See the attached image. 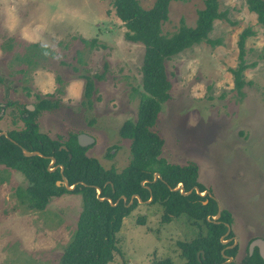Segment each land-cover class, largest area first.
I'll use <instances>...</instances> for the list:
<instances>
[{"label":"rangeland","instance_id":"rangeland-1","mask_svg":"<svg viewBox=\"0 0 264 264\" xmlns=\"http://www.w3.org/2000/svg\"><path fill=\"white\" fill-rule=\"evenodd\" d=\"M154 1L138 0L144 9ZM203 7L204 0L172 1L162 34L175 32L181 19L193 26ZM219 8L227 18L215 21L209 35L218 42L199 43L166 61L170 98L154 130L164 141L163 158L198 167V181L231 214L242 255L250 237H264V32L245 0H219ZM246 28L253 34L244 42L248 67L238 93L230 69L239 63L238 39ZM125 32L111 0H0V132L24 127L21 106L34 111L38 100L56 99V109L36 116L39 131L58 140L84 133L95 140L87 156L106 169L123 170L130 141L118 129L136 119L133 89L140 90L144 54V46L126 40ZM84 75L94 82L90 103ZM109 148L114 153L106 157ZM28 185L20 172L0 166V264H61L81 195L65 192L32 210ZM161 214L158 203L130 211L110 264H152L167 256L176 261V243L195 235L194 223L184 217L162 223Z\"/></svg>","mask_w":264,"mask_h":264},{"label":"trees","instance_id":"trees-1","mask_svg":"<svg viewBox=\"0 0 264 264\" xmlns=\"http://www.w3.org/2000/svg\"><path fill=\"white\" fill-rule=\"evenodd\" d=\"M172 1L155 0L149 9L140 6L138 0H111L115 15L126 28V40L144 46L140 66V90L134 88L138 97L135 120H126L119 128V135L130 141V161L121 171L113 167H102L95 158L85 155L86 148L78 145L76 133H70L66 139H52L39 131L36 116L39 112L51 111L59 106V101L52 98L40 99L35 110L21 106L18 115L24 127L7 131V136L0 135V166L20 172L29 185L25 192L28 196L29 209H43L52 197L65 192L79 193L82 198V210L78 216L73 239L61 254V264H110L114 253L118 251L116 235L123 219L137 205L134 199L130 206L127 201L132 195H138L146 202L158 203L162 208L161 222L169 223L181 215L189 221H201L199 232L186 244H180L187 261L183 264H219L223 261L220 250L223 245L219 236L224 233L223 224H213L210 220L217 213L218 203L210 191L198 181V167L190 162L179 165L168 162L161 156L164 141L154 130L161 106L170 98L171 82L166 71V61L199 43L215 45L218 40L209 37L217 20L227 18V12L220 10L219 0H204V7L197 11L193 26H187L181 19L178 29L171 35L162 34L161 25L168 19V7ZM247 9L256 15L257 23L264 32V0H245ZM251 29H244L238 39V59L236 68L230 69L234 76V85L238 93L245 81L243 72L248 67L244 62V42L252 35ZM84 96L88 103L94 92V82L84 75ZM65 148H60L61 146ZM21 147L28 151H38L42 156H24ZM69 154L71 157L69 158ZM54 165H63L50 171V159ZM160 179L152 181L154 173ZM65 177L68 185L76 184L73 190L56 185L57 180ZM144 182V183H142ZM182 184L184 192L197 187L199 193L192 191L184 195L176 186ZM96 188L100 189L97 195ZM204 195L200 193L205 192ZM104 198V199H100ZM117 200L118 203L113 206ZM206 202V203H204ZM220 220L229 221V213L220 212ZM144 222V216L138 218ZM204 230V232H202ZM201 249L203 258H196V251ZM226 254L232 251L226 250ZM245 264H263L254 259ZM152 264H176L171 258H159ZM233 264V263H226Z\"/></svg>","mask_w":264,"mask_h":264},{"label":"flooded vegetation","instance_id":"flooded-vegetation-1","mask_svg":"<svg viewBox=\"0 0 264 264\" xmlns=\"http://www.w3.org/2000/svg\"><path fill=\"white\" fill-rule=\"evenodd\" d=\"M122 125V124H121ZM120 128V127H119ZM118 131H119V129H118ZM79 133H77L76 134V141H77V135H78ZM121 137V136H120ZM123 138V137H122ZM123 139H125V138H123ZM128 140V139H127ZM95 140H93V142H94ZM92 142V143H93ZM77 143H78V141H77ZM91 143V144H92ZM79 145V144H78ZM90 144H88L87 146H89ZM87 146H83L84 148H86V150L88 149V147ZM82 147V146H81ZM114 147H116V146H114ZM60 148H65V146H61ZM114 148H109V149H107V152L105 153V156L106 157H108L109 155H113V153H114V150H113ZM110 151H111V153H110ZM110 153V154H109ZM85 155H86V151H85ZM87 156V155H86ZM69 157V156H68ZM87 157H89V158H95V157H91V156H87ZM54 158V157H53ZM70 158V157H69ZM55 159V158H54ZM96 159V158H95ZM97 160V159H96ZM98 161V160H97ZM54 163H55V161L53 162V163H51V159H50V162H49V165H48V168H49V170L50 171H52V170H54L55 168H57V167H59V171H60V174H62V172H63V170H62V172H61V167L60 166H62L63 167V165H60V164H58V165H54ZM99 163V162H98ZM100 164V163H99ZM175 164V163H174ZM101 165V164H100ZM102 166V165H101ZM103 167V166H102ZM63 169H64V167H63ZM157 179H160V177L159 178H156L155 180H154V177H153V179H152V181L154 182V181H156ZM57 181H61V182H63L62 181V178H61V180H57ZM56 181V182H57ZM144 183V182H143ZM182 187V184L180 183V184H178L177 186H176V188L175 189H177V191H179L180 193H182L181 192V189H180V187ZM65 188V187H64ZM183 188V187H182ZM66 189V188H65ZM194 191H195V189H193ZM192 190V191H193ZM184 191V190H183ZM191 191V192H192ZM206 192V191H205ZM135 195V194H134ZM121 199H122V196L120 197ZM130 199H131V197H130ZM130 199L128 200V202H125V201H123V202H125V203H127L126 205H128L129 204V202H130ZM134 199H137V198H133V201H134ZM150 199V198H149ZM215 199V198H214ZM123 200V199H122ZM151 200H152V198H151ZM150 200V201H151ZM126 201H127V198H126ZM133 201H132V203H133ZM137 201H138V199H137ZM148 201V200H147ZM143 202V201H141V202H139L138 201V204L139 203H149V202ZM131 203V204H132ZM204 203H206V202H204ZM130 204V205H131ZM129 205V206H130ZM219 206V205H218ZM218 210H219V215H218V217H215L216 215H217V213H218ZM218 210H217V213L214 215V216H212V218H211V222L213 223V224H219V223H221V224H223V226L225 227V231H224V233H222L220 236H219V240H220V242H221V244L223 245V247H222V249L220 250V253H221V256H222V258H223V261L221 262V263H219V264H226V263H233V264H245L246 262V259L248 260V261H251V259H254V260H256L257 262H259V260H261L262 261V263L264 264V258L261 256V254H260V244L259 243H262L263 245H264V237H262V235L261 234H258V235H255V236H252V237H250L249 239H248V241H247V245H246V247H245V250H244V252H243V254L241 255L240 254V251H239V247H240V245H239V242H238V240L236 239V237H235V235H234V230H233V228H234V222H233V220H232V216H231V214L229 213V218H230V220L229 221H227V220H220L219 219V217H220V212H221V210L222 209H220L219 207H218ZM180 217H184L186 220H189V219H187V217L186 216H183V215H181V216H179V218ZM176 218H178V217H176ZM173 219H175V218H173ZM172 219V220H173ZM161 220V219H160ZM171 220V221H172ZM170 221V222H171ZM200 222V223H199ZM199 222H197V225H192V226H190L194 231H195V235H193V237H190V238H185V239H183V240H178L177 241V243H176V246H177V255H176V261H174L176 264H183V263H185L186 261H187V259H186V257H185V255H184V252H183V248L180 246V244H186V243H188L191 239H193L195 236H196V234L199 232V226H203V224H202V222L201 221H199ZM194 223V222H193ZM202 232H204V230L202 231ZM183 238V237H182ZM226 250H230V251H232V253L231 254H226L225 253V251ZM203 251L201 250V249H198V251H196V258L200 261V256L203 258ZM167 257H169V256H167ZM160 258H165V257H160ZM169 258H174V257H169ZM228 258H230V260L229 261H227L228 260ZM155 259H159V258H155ZM155 259H153V260H155ZM173 260V259H172ZM153 262V261H152Z\"/></svg>","mask_w":264,"mask_h":264},{"label":"water","instance_id":"water-1","mask_svg":"<svg viewBox=\"0 0 264 264\" xmlns=\"http://www.w3.org/2000/svg\"><path fill=\"white\" fill-rule=\"evenodd\" d=\"M27 108H28L30 111L33 110V106H31V107H27ZM0 135H4V136L8 137L6 132H0ZM77 141H78L79 146H82V147H83V146H87L88 144H91V143L93 142V139H92L90 136H88V135H86V134H84V133H79V134L77 135ZM21 151H22V154H23L24 156H34V155L42 156V154H41L40 152H38V151H28V150H26V149L23 148V147H21ZM69 157H71L70 154H69ZM48 158L51 159V163H53V162L55 161V159H54L53 157H48ZM60 167H61V172H62L63 167H62V166H60ZM153 177H154V180H155L156 178H159V177H160V174L156 172V173L153 174ZM62 181H63V182H61V181H57V182H56V185H58V186H63V187H65L67 190H73V189L75 188V186H76V184H72L71 186L68 185V183H67V181H66V179H65L64 176H62ZM142 183H143V182H142ZM180 189H181V192H182L184 195H187V194L191 193V190L188 191V192H184L182 187H180ZM194 189H195L196 193H199L197 187H194ZM96 191H97V195H99V193H100V189H99V188H96ZM205 193H206V192H204V193H200V195H204ZM133 198H137L139 202L142 201V200L139 198L138 195H132L129 204L126 205L127 207L132 203ZM100 199L102 200V199H104V198H100ZM122 199H123V201L126 202V197H125V196H122ZM107 200H108L109 203H110L111 205H113V206H115V205L118 203V201H119V200H117L115 203H112L111 200H110L109 198H107ZM150 200H151V197H150V199H149L147 202H149ZM218 215H219V210H218V213H217V215H216L215 217H218ZM259 244H260V254H261V256L264 258V245H263L262 243H259ZM229 260H230V258H228L227 261H229Z\"/></svg>","mask_w":264,"mask_h":264}]
</instances>
